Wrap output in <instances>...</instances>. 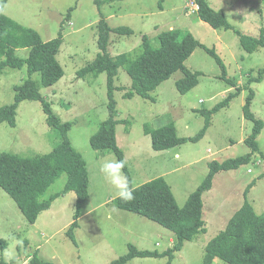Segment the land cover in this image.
I'll list each match as a JSON object with an SVG mask.
<instances>
[{
    "label": "rangeland",
    "instance_id": "obj_1",
    "mask_svg": "<svg viewBox=\"0 0 264 264\" xmlns=\"http://www.w3.org/2000/svg\"><path fill=\"white\" fill-rule=\"evenodd\" d=\"M206 1L213 10L224 12L231 29H215L202 21L196 0L162 3L161 0H111L100 4L96 0L8 1L4 13L38 31L43 41L52 40L62 32L63 43L57 60L64 76L53 86L45 87L39 74L29 76L27 66L7 67L0 73V108L14 102L15 86L30 77L35 80L53 112L62 122L71 124L69 138L86 161L90 183L89 198L81 206L79 227L75 230L77 244L67 235L77 211L74 191L55 200L31 224L0 186V238L9 243V255L0 250V262L28 264L38 256L53 264H110L127 255L131 246L163 254L177 241L176 235L162 225L117 208V190L99 171L104 160H118L115 153L91 146L92 135L109 117L107 75L81 77L78 72L100 53L97 40L102 19L113 29L128 27L134 31L132 35L110 34L108 53L112 57L126 52L137 54L146 35L157 46L155 38L159 33L178 29L193 34L205 47L214 49L224 64L223 69L205 48H197L186 66L202 73L198 86L186 94L180 93L176 82L184 74L178 71L151 92L150 99L138 94L126 97L131 92L132 80L123 68L119 70L114 94L119 121L116 139L134 188L163 177L183 207L209 174V163L252 153L245 141L253 133L254 123L246 120L243 107L251 88L255 92L251 111L264 122V81L248 87L249 78L257 77L264 68V48L246 52L238 33L256 38L261 35L264 0ZM27 54V50L17 51L20 57ZM236 93L227 107L212 115L210 126L200 140L167 150L153 148L151 136L145 133L146 126L157 129L174 124L179 137H196L206 125L202 111L214 109ZM257 141L259 152L254 154L253 163L215 176L212 189L203 195L207 232L186 241L171 264H204L206 245L225 229L230 217L244 203L250 186L248 200L257 214H264V128ZM60 142V131L48 125L38 101L26 100L20 104L16 126L0 124V154L34 157L52 152ZM67 182L68 174H63L41 201L62 192ZM168 260L167 256L135 258L127 264H167ZM213 264L229 263L216 260Z\"/></svg>",
    "mask_w": 264,
    "mask_h": 264
},
{
    "label": "trees",
    "instance_id": "obj_2",
    "mask_svg": "<svg viewBox=\"0 0 264 264\" xmlns=\"http://www.w3.org/2000/svg\"><path fill=\"white\" fill-rule=\"evenodd\" d=\"M8 1H0V73L7 67L21 69L27 66L29 76L39 74L42 86H53L64 76V70L57 60L63 43L62 32L52 40L43 41L38 31L21 25L4 13ZM108 1L111 0H96V3ZM164 1L161 0V3ZM196 2L199 6L198 16L202 21L207 22L215 29H231L223 11L213 10L206 0H196ZM112 32L120 35L134 33L133 29L128 27L113 29L105 19H102L98 24L97 40L100 53L93 62L78 73L81 77L88 75L97 77L106 73L109 117L92 135L91 146L95 150L111 151L117 155L118 160L125 161L124 153L118 147L116 139V126L119 121L116 119L118 111L114 94L118 89L115 81L120 69L123 68L132 80L131 92L126 94V97L131 98L138 94L145 99H150L151 92L178 71H182L184 74L176 82L180 93L186 94L198 86L202 73L193 72L186 66V62L197 48H205L223 69L224 64L214 49L205 47L193 34L178 29L159 33L155 38L157 46L146 35L143 37L141 49L137 54H135L136 52H126L112 57L108 53ZM238 34L246 52L254 53L259 48H264V29L258 38ZM18 50H27V56H18ZM31 77L15 86L14 102L0 108V124L7 123L10 126H16L20 104L26 100L38 101L41 103L48 125L60 131L61 142L52 152L34 157L1 153L0 186L15 200L18 208L31 224L36 223L40 214L49 210L55 200L74 191L77 194V211L75 221L70 226L67 235L77 244L75 230L79 227L80 209L89 198V171L84 157L75 149L69 138L71 124L62 122L53 112L51 104L42 96L39 84ZM263 81L264 68L258 71L257 77L249 78L248 87L250 88L253 83H262ZM236 95L237 93L231 94L223 103L210 111H202L206 117V125L196 137H179L174 124L157 129L146 126L145 133L151 136L153 148L157 151L167 150L188 141L196 142L205 135L210 126L212 115L217 113L221 107H227ZM254 98L255 92L250 88L243 111L246 120L254 123L253 133L245 141L251 147L252 153L224 162L209 163V174L197 190L189 196L183 207L179 206L170 185L163 177L134 188L125 161L123 170L134 199L125 201L118 197L115 200L116 207L162 225L176 235L177 241L171 249L163 254L156 251L139 250L135 246H131L127 255L110 264H127L128 261L135 258L161 256L169 257L167 264H171L175 253L183 249L186 241H192L196 236L207 232L203 217V195L212 189L215 176L221 172L236 170L242 165L253 163L254 154L259 152L257 138L264 128V122L258 120L251 111ZM262 156L264 159V155ZM63 174H68V182L64 190L52 195L48 200L41 201L50 186ZM250 188L251 186L245 192L244 203L230 217L225 229L206 245L204 264H213L216 260H223L229 264H264V214H257L248 200L247 195ZM8 245L6 240L0 238L1 251L7 249ZM0 264H4V261H1ZM28 264L53 263L42 261L38 256H34Z\"/></svg>",
    "mask_w": 264,
    "mask_h": 264
},
{
    "label": "clouds",
    "instance_id": "obj_3",
    "mask_svg": "<svg viewBox=\"0 0 264 264\" xmlns=\"http://www.w3.org/2000/svg\"><path fill=\"white\" fill-rule=\"evenodd\" d=\"M125 168V161L120 160H104L101 163L99 171L103 178L112 185L116 190L118 197L125 201L134 199L133 192L128 186L127 177L123 169ZM5 255H9L8 249L4 250ZM12 257H10L11 261Z\"/></svg>",
    "mask_w": 264,
    "mask_h": 264
},
{
    "label": "built area",
    "instance_id": "obj_4",
    "mask_svg": "<svg viewBox=\"0 0 264 264\" xmlns=\"http://www.w3.org/2000/svg\"><path fill=\"white\" fill-rule=\"evenodd\" d=\"M252 172V170H249V173H251Z\"/></svg>",
    "mask_w": 264,
    "mask_h": 264
}]
</instances>
